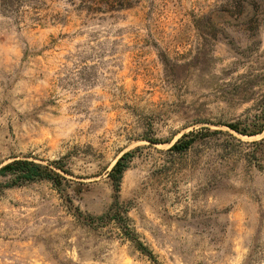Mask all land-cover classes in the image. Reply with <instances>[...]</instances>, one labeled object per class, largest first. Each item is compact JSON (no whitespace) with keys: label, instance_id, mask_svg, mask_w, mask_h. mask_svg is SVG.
I'll use <instances>...</instances> for the list:
<instances>
[{"label":"rangeland","instance_id":"374dc122","mask_svg":"<svg viewBox=\"0 0 264 264\" xmlns=\"http://www.w3.org/2000/svg\"><path fill=\"white\" fill-rule=\"evenodd\" d=\"M20 159L68 187L0 174V264H264V0H0V169ZM115 199L157 263L76 215Z\"/></svg>","mask_w":264,"mask_h":264},{"label":"trees","instance_id":"16d2710c","mask_svg":"<svg viewBox=\"0 0 264 264\" xmlns=\"http://www.w3.org/2000/svg\"><path fill=\"white\" fill-rule=\"evenodd\" d=\"M236 132L243 134V135H255L260 133L262 129L254 130V128H237L235 126H231ZM259 127H261L259 125ZM151 143H155L153 140H149ZM192 139H180L177 140L172 146H170V150L173 152H183L189 148L192 143ZM131 153H125L118 158L115 162L113 167L111 168L110 172L108 173L109 177L113 181L116 189L119 187L120 179L123 175V172L128 167V162L130 161ZM61 161L57 160L54 162V166L56 168H61ZM62 169V168H61ZM1 175H9L12 177L10 185H24L36 181L41 180H48L50 181L54 188L58 192L65 191L67 184H64L66 179L62 177L58 172L54 171L51 168L46 166H41L40 164H36L32 161L27 159H20L14 160L13 162L5 165L0 169ZM117 191V190H116ZM71 206L73 207L72 200H68ZM75 211H78V208H74ZM126 212L127 210L119 205L117 199L112 203L108 214L102 215L99 217H92L80 214H76L79 219H81L84 223L93 226L94 223H101L103 221L110 222L114 221L119 228L120 234L124 239L130 241L134 248L139 251L141 254L145 255L150 259L153 263H157L156 259L154 258L152 252L148 249V247L138 239V236L134 232V230L129 226L126 219ZM106 219V220H105Z\"/></svg>","mask_w":264,"mask_h":264}]
</instances>
